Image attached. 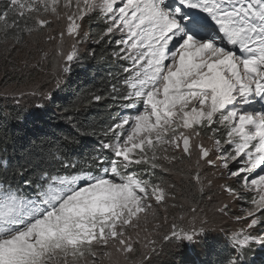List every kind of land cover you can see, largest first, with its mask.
I'll list each match as a JSON object with an SVG mask.
<instances>
[{
  "label": "snow or ice",
  "instance_id": "snow-or-ice-1",
  "mask_svg": "<svg viewBox=\"0 0 264 264\" xmlns=\"http://www.w3.org/2000/svg\"><path fill=\"white\" fill-rule=\"evenodd\" d=\"M93 13L106 25L97 44L121 34L111 55L131 66L123 68L127 75L112 76L116 83L108 94L128 101L124 106L135 114L97 132L75 124L65 109L62 119L78 134L103 137L92 161L97 174L77 168L59 143L30 153L11 178L9 162L0 158V264H150L145 258L157 241L141 242V222L158 220L159 207L177 197L175 185L144 174L169 172L168 165L191 161L194 153L191 187L183 196L189 207L173 203L179 211L155 230L167 226L159 233L163 242H199L207 221L197 227L195 213L211 184L201 170L219 166L238 185H222L223 191L248 203L235 217L245 227L232 233L220 264H248L247 249L253 243L264 247V0H5L0 33L19 44L22 34L63 22L46 40H58L62 71L68 73L80 59L78 45L88 38L80 22ZM65 36L73 40L67 52ZM44 95L51 99V93ZM84 99L104 97L88 93ZM202 133L210 134L211 147ZM62 140L65 146L75 142ZM55 164L76 171L53 175ZM134 166L146 167L136 173ZM216 211L227 216L229 204ZM189 213L193 218L185 226ZM137 245L143 249L139 261L133 259Z\"/></svg>",
  "mask_w": 264,
  "mask_h": 264
},
{
  "label": "rangeland",
  "instance_id": "rangeland-1",
  "mask_svg": "<svg viewBox=\"0 0 264 264\" xmlns=\"http://www.w3.org/2000/svg\"><path fill=\"white\" fill-rule=\"evenodd\" d=\"M96 15L93 13L90 17L80 22L81 35L87 33L88 38L82 41L79 45V53L86 51L88 47L95 43L92 33L90 32L91 24H96ZM101 23L105 24L102 20ZM64 27L63 22H56L53 20L50 27L45 28L43 31L35 32L32 35L22 34L21 43L17 44L12 35H9L7 41L3 38V33H0V99L9 102H19L24 106L37 107L38 105L48 104V100L44 94L51 93L55 89L57 80L61 82L64 79L66 73L62 71L63 60L57 53L58 40L47 41L46 36H56ZM106 25L104 26L105 29ZM120 33H116L111 37L110 43L118 46L114 43L116 39L120 38ZM108 39V38H106ZM73 43L72 38L65 36L64 43L62 45L64 52H67ZM47 53L46 57H43V53ZM8 63L9 66H14L12 69L14 76L10 77L5 74V69H1L2 63ZM15 62V63H13ZM126 63L127 67L131 66L130 61H122L123 65ZM14 80H13V79ZM35 92V95L31 93ZM23 93V95H21ZM258 107V106H257ZM142 110V106H139ZM135 114V112H134ZM209 133H202L203 143L211 147L212 141L208 139ZM214 153L211 158L215 159ZM195 153L191 161L188 159L177 160L174 164L168 165L171 168L169 172H163L159 169L156 170L155 176L150 178L155 182L164 180L169 184L175 185L176 197L175 201H169L167 205H163L158 209V220H152L149 217L147 224L143 221L140 226V239L143 243L144 238L155 239L156 251L150 253V264H188L192 260H196L200 253L204 252V247L208 238L216 237L223 243L228 242L233 232L239 231L245 227V221H237L236 216L242 215V209L248 207L246 199L233 200L223 191L222 185H230L232 187H238L235 178L230 177L225 170L217 167L205 165L201 170V175L205 179L207 185L210 181L211 184L206 188V193L203 199L199 200L197 212L195 213V223L197 227L200 226L201 220L207 221L204 227L208 230L206 235L197 243H188L184 241L179 245L169 242H163L159 238V233L166 230L167 226L155 230L156 223H163V218L167 216L168 221L171 222L174 215L179 211L178 208H173L171 205L185 204V207H189V204L183 199L184 194L191 187L189 183V176L195 163ZM220 161H217V165ZM238 165H230L235 169ZM146 166H134L131 171L136 173H143V169ZM259 171V169L257 170ZM264 174V173H262ZM208 197H211L209 199ZM221 203H228L230 211L227 216L219 214L216 209ZM165 208L167 209L165 211ZM193 215L188 214L185 220V226H187L188 220H192ZM261 226H257V232L260 231ZM146 229V231H145ZM149 233L151 236L149 237ZM253 234H256L255 232ZM208 243V242H207ZM137 253L133 259L140 260V245H137ZM248 250V249H247ZM254 251V257H260L264 255V247L253 243L250 246V251ZM104 264H108L105 260Z\"/></svg>",
  "mask_w": 264,
  "mask_h": 264
},
{
  "label": "trees",
  "instance_id": "trees-1",
  "mask_svg": "<svg viewBox=\"0 0 264 264\" xmlns=\"http://www.w3.org/2000/svg\"><path fill=\"white\" fill-rule=\"evenodd\" d=\"M4 5L5 0H0V9ZM96 21L90 28L94 41L105 26L100 20ZM114 50L116 46L112 43L95 42L80 53V59L70 65V72L66 73L60 86L53 89L51 99L43 107H28L19 102L0 99V158L9 162V178L14 168L23 164L30 153L40 152L49 144L55 148L57 143L62 146L67 159L74 162L77 168L97 174L92 161L100 150L99 144L103 137L80 135L74 125L68 124L62 117L66 114L65 109H68V113L75 117V124L80 125L82 129L99 132L114 122H119L122 116L134 112L135 108L124 106L128 101L119 97L114 100L108 94L111 84L116 83L112 76L126 75L122 61L111 55ZM2 64L1 69H5V74L10 77L15 75L12 71L14 66L5 62ZM121 86L118 84V87ZM88 93L100 94L104 99L89 103L84 99ZM4 116H7V120L2 119ZM63 136L74 137L75 142L65 146ZM75 171V168L65 169L55 164L52 174L68 175ZM207 242L204 252L188 264H220L224 248L230 247L229 241L223 243L212 237L208 238ZM248 251L250 248L245 253L248 264H254V260L264 264L262 256L254 257V251Z\"/></svg>",
  "mask_w": 264,
  "mask_h": 264
}]
</instances>
